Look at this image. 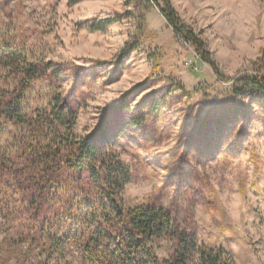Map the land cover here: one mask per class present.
<instances>
[{"label":"rangeland","instance_id":"obj_1","mask_svg":"<svg viewBox=\"0 0 264 264\" xmlns=\"http://www.w3.org/2000/svg\"><path fill=\"white\" fill-rule=\"evenodd\" d=\"M170 2L218 74L142 0H0V35L62 69L31 85L27 107L59 92L76 110L75 136L103 129L95 142L129 170L123 206L154 200L231 264H264V116L251 96L231 94V80L264 60V0ZM4 75L0 89L11 84ZM19 134L0 129V159L19 151ZM19 197H0V264H82L70 243L34 249L26 229L37 223L15 215Z\"/></svg>","mask_w":264,"mask_h":264},{"label":"trees","instance_id":"obj_2","mask_svg":"<svg viewBox=\"0 0 264 264\" xmlns=\"http://www.w3.org/2000/svg\"><path fill=\"white\" fill-rule=\"evenodd\" d=\"M142 1L152 2L175 36L217 73L205 44L180 20L170 0ZM111 22H94L93 28L103 30ZM260 67L231 80V94L251 96L264 116V60ZM0 68L11 83L0 89V129L12 125L20 132L19 151L0 159V197L20 195L21 209L13 212L37 223L26 229L34 249L38 246L47 256L70 243L82 264H231L224 248L198 244L154 200L123 206L118 198L130 181L127 166L95 142L101 140L102 128L83 138L74 135L76 110L61 93L40 108L27 107L31 85L45 76L58 77L62 69L33 59L1 35ZM165 240L170 251L161 257L156 248Z\"/></svg>","mask_w":264,"mask_h":264}]
</instances>
